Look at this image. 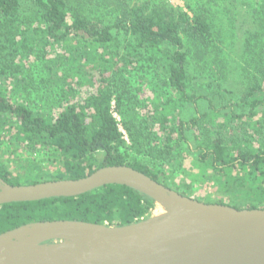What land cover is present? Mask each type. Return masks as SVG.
<instances>
[{"label":"trees","instance_id":"1","mask_svg":"<svg viewBox=\"0 0 264 264\" xmlns=\"http://www.w3.org/2000/svg\"><path fill=\"white\" fill-rule=\"evenodd\" d=\"M26 1L33 6L31 16L23 10L24 0H0V80L6 85L13 79L20 92L41 91L35 68H47L49 82L61 81L59 110L37 111L0 91V130L13 128L19 141L55 148L61 167L52 179H78L103 166L125 164L164 183L149 165L125 151L155 153L154 157L167 159L174 144L188 141L187 132L198 127L208 134V140L195 149L201 164L211 166L218 174L229 169L246 171L251 179L248 188L252 197L248 196L244 206L217 203L264 208V143L253 144L254 134L264 140V5L258 28H246L238 50L227 56L218 44L210 18L190 4L189 12L166 0ZM214 49L218 50L210 57ZM30 54L34 55L35 65L26 67L24 58ZM208 57L211 67L203 64L208 63ZM139 62L147 66L162 64L165 82L177 99L196 107L200 97L191 94L188 85L193 70L204 74L220 69V73L212 74L217 86L234 96L240 92L237 104L243 111L225 113L230 125L211 117L220 114L221 108L208 113L197 111L190 120L173 123L169 122L172 111L162 113L161 106L141 114L145 107L126 88L130 79L124 81L121 75L137 67L132 63ZM60 67L63 70L58 75ZM94 70L102 79H96ZM231 74L235 87L223 86L222 80L228 81ZM85 79L87 91L82 87ZM118 81L126 84L119 87ZM29 93L35 102L34 93ZM114 96L130 142L113 114ZM237 120L241 124L235 125ZM229 126L235 135L227 130ZM243 140L248 143L244 145ZM0 177L15 185L51 180L19 179L1 163ZM155 208L156 202L142 192L127 185L108 184L76 196L0 204V234L30 222L55 219L127 225L151 216Z\"/></svg>","mask_w":264,"mask_h":264},{"label":"water","instance_id":"2","mask_svg":"<svg viewBox=\"0 0 264 264\" xmlns=\"http://www.w3.org/2000/svg\"><path fill=\"white\" fill-rule=\"evenodd\" d=\"M108 184L132 187L162 210L127 225L30 222L0 234V264H264V208L204 202L125 164L33 184L0 177V204L76 196Z\"/></svg>","mask_w":264,"mask_h":264},{"label":"rangeland","instance_id":"3","mask_svg":"<svg viewBox=\"0 0 264 264\" xmlns=\"http://www.w3.org/2000/svg\"><path fill=\"white\" fill-rule=\"evenodd\" d=\"M166 1L174 7H181L189 12V4L194 8L201 9L213 23V27L217 33L216 37L219 39L218 44L222 45L221 47L227 56L229 52L232 56V53L238 50L236 47L240 44L246 28H258L260 11L264 5V0ZM23 4L25 14L31 16L33 14V6L26 0H24ZM17 39L20 41L21 37L19 36ZM221 40H225L224 44H222ZM235 44L236 46L234 47ZM217 50L214 49L210 57H213ZM60 51L63 52V48ZM210 57H208V63L206 64L204 62V65L210 64ZM235 58H238L237 54H235ZM23 64L26 67L35 65L34 55L30 54L27 57L25 56ZM212 64H210V67ZM134 66L137 67L130 68L131 70L129 72L123 71L121 73L124 81L129 78L130 83H119L120 81L116 83L119 84V87L126 84V88H129L131 92L138 96L135 100H137V103L141 107H145L141 111V114L146 113L147 115L149 111L155 110L156 106H161L160 112L162 113L172 111L169 115V122L173 123L179 122V120H190L197 115V111H200V113H208L212 112L213 109L221 108L220 114L212 115L211 117L215 118L214 120L216 121L226 120L230 125L232 123L229 122V118H226L227 116L225 117V113L230 115L229 112L232 109L243 111L242 105L237 104V99L241 95L240 92L234 96L231 92L229 93L227 90L217 86V81L212 74L216 75V73H220V69L213 73L212 70L210 72H204V74H201L195 69L193 70L194 77L189 80L188 85L190 93L200 97L198 107H196L190 102L183 103L177 99L176 93L165 82L167 78L162 64L152 63L147 66L144 62H139V64L132 63V67ZM35 69L38 72V76L36 73L38 78L37 83L39 88L42 89L41 91L24 90L20 92L18 91L19 87L13 79L7 80L6 85L0 80V91L16 102L29 104L37 111H58V105L60 103L58 99L63 90L61 81L49 82L47 79V68L41 67ZM62 70L63 67H60L58 75L62 74ZM115 71L114 69L112 72L113 75ZM95 76L96 79H102V75L100 76L97 71ZM84 82L85 84L82 87L87 91L89 85L86 79ZM222 84L228 88L235 87L234 74L230 75L228 81L222 80ZM29 92L34 93L36 97L35 102L31 100L32 94ZM47 96H50V98L46 99ZM169 97H172V99L168 100ZM112 103L113 114L119 122V126L122 128L124 138L130 142L128 133L123 125L122 116L117 109L115 96ZM241 122V120H237L234 124L239 125ZM231 127L229 126L227 130L235 135V130ZM161 134L163 135L162 132ZM187 136L189 138L188 141H178L180 143L179 145L174 144L172 155H169L167 159H160L157 156L154 157L155 153L152 156L137 154L131 150L124 151L129 153L130 156L135 157L139 162L149 165V167L159 174V177L164 183L187 196L209 203L226 201L237 202L244 206V202L249 200L248 196L252 197V190L248 188L251 179L246 174V171L242 172L236 169H229V171L226 170L227 173H216L211 166L203 165L198 161V152L195 150L201 142L208 140V134L204 133L202 128L194 127L187 132ZM239 141L240 139L237 140V142ZM247 143L246 140H243L244 145ZM263 143L264 140L262 137L259 134H254L253 144L255 146H261ZM98 156L101 157L102 154L99 153ZM60 159L59 152L55 148L40 143L19 141L13 128L7 129L5 127L0 130V163L6 165L13 175L19 179L48 178L53 180L52 176L61 167ZM161 210V207L157 205L153 213H159Z\"/></svg>","mask_w":264,"mask_h":264},{"label":"built area","instance_id":"4","mask_svg":"<svg viewBox=\"0 0 264 264\" xmlns=\"http://www.w3.org/2000/svg\"><path fill=\"white\" fill-rule=\"evenodd\" d=\"M120 129H122V128L120 127Z\"/></svg>","mask_w":264,"mask_h":264}]
</instances>
